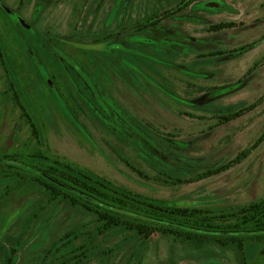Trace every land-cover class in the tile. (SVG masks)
Masks as SVG:
<instances>
[{
	"label": "rangeland",
	"instance_id": "rangeland-1",
	"mask_svg": "<svg viewBox=\"0 0 264 264\" xmlns=\"http://www.w3.org/2000/svg\"><path fill=\"white\" fill-rule=\"evenodd\" d=\"M180 1L0 0V156L39 151L149 198L217 213L263 198L264 0H206L149 26ZM244 152L229 170L200 179ZM15 160L0 169L20 167ZM14 190L4 195L0 185V239L19 235L35 210L19 217L38 194ZM79 210L48 208L13 264H37L54 241L92 227ZM111 240L96 242L107 251ZM137 249L83 264H174L171 256L236 264L231 252L169 238Z\"/></svg>",
	"mask_w": 264,
	"mask_h": 264
},
{
	"label": "trees",
	"instance_id": "trees-1",
	"mask_svg": "<svg viewBox=\"0 0 264 264\" xmlns=\"http://www.w3.org/2000/svg\"><path fill=\"white\" fill-rule=\"evenodd\" d=\"M233 25L226 24L225 27ZM224 27V24L222 26ZM264 98V96H263ZM256 105L248 106L234 114L223 116L222 123H228L250 113ZM22 107V106H21ZM24 113L25 109L21 108ZM32 135L40 140L38 130L25 113ZM224 121V122H223ZM264 140V133L259 142ZM0 156V163H8L20 157V167L9 166L0 169V185L7 190L4 195L14 191H28L34 188L38 198L24 205L22 213L32 206L35 210L22 223L21 233L0 239L1 264H13L15 253L26 243L32 228L38 225L41 215L49 209L66 204L80 209L84 215L93 218L89 227L84 222L76 230L66 233L54 241L38 258L37 264H83L100 252L104 261L120 252L141 247L156 238L172 239L173 242L188 244L197 251L214 248L220 252H231L236 264H261L264 262V197L243 205L231 213L215 212L203 206L178 205L149 198L115 185L110 180L79 169L72 163L52 160L41 152L31 156L20 154ZM222 166L215 172L201 176L204 179L229 170L241 158ZM29 158L35 160L33 165ZM25 159V160H24ZM27 159V160H26ZM28 161V162H26ZM39 163V165H38ZM113 242L109 249L99 248L98 239ZM105 251V252H104ZM169 251L172 255L174 252ZM206 258L209 264H218L219 258ZM170 262L176 264L174 258Z\"/></svg>",
	"mask_w": 264,
	"mask_h": 264
},
{
	"label": "flooded vegetation",
	"instance_id": "flooded-vegetation-1",
	"mask_svg": "<svg viewBox=\"0 0 264 264\" xmlns=\"http://www.w3.org/2000/svg\"><path fill=\"white\" fill-rule=\"evenodd\" d=\"M195 3H196V4L204 3V4L207 6V3H209V2H207L206 0H205V1H203V0H181L175 11H172V12H171V11H166V12H164L165 14H162L161 16H157V17H155V19L149 23V26H150V25H151V26H153V25H159L162 21H164V20L166 19L165 15H169V14H171V13H175V14H173V15H176V13H180L181 11H183V10L189 8L190 6H194ZM113 7H114V3H113ZM113 7H112V8H113ZM111 11L113 12V10H111ZM125 12L127 13V12H129V11H125ZM132 12H135V11H132ZM15 16H16V18L19 17V16L16 15V14H15ZM160 20H162V21H160ZM18 23H20L21 25H28L29 27H27V28H28L29 30L32 29V26L29 25V24H27V23L25 22V20H24V23H22V22H20V21H18ZM147 26H148V25H147ZM147 26H145V28H147ZM113 35H114V34H113ZM113 37H114V36H113Z\"/></svg>",
	"mask_w": 264,
	"mask_h": 264
},
{
	"label": "water",
	"instance_id": "water-1",
	"mask_svg": "<svg viewBox=\"0 0 264 264\" xmlns=\"http://www.w3.org/2000/svg\"><path fill=\"white\" fill-rule=\"evenodd\" d=\"M20 21H21L22 23H24L22 19H20ZM26 26L29 27L28 25H26Z\"/></svg>",
	"mask_w": 264,
	"mask_h": 264
}]
</instances>
